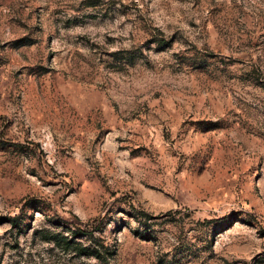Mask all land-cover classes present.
Listing matches in <instances>:
<instances>
[{
	"label": "rangeland",
	"instance_id": "obj_1",
	"mask_svg": "<svg viewBox=\"0 0 264 264\" xmlns=\"http://www.w3.org/2000/svg\"><path fill=\"white\" fill-rule=\"evenodd\" d=\"M0 264H264V0H0Z\"/></svg>",
	"mask_w": 264,
	"mask_h": 264
},
{
	"label": "trees",
	"instance_id": "obj_2",
	"mask_svg": "<svg viewBox=\"0 0 264 264\" xmlns=\"http://www.w3.org/2000/svg\"><path fill=\"white\" fill-rule=\"evenodd\" d=\"M4 219L11 223L13 227H19V221L16 217H8ZM77 225L81 228L72 231V238H69L61 233L48 230H42L38 232V234L40 235L42 241L54 244L65 251L76 252L81 257L94 258L102 263H107L106 254H108L109 251L104 245L98 244L97 242H92L93 244L91 245H85L82 241L77 240V237L87 240L89 238H93V235L99 232V228H87L88 226L82 228L83 225L79 221L77 222ZM74 237L77 239H74Z\"/></svg>",
	"mask_w": 264,
	"mask_h": 264
}]
</instances>
